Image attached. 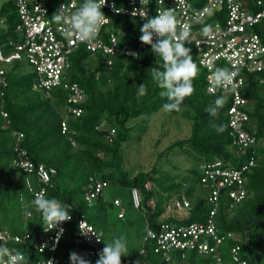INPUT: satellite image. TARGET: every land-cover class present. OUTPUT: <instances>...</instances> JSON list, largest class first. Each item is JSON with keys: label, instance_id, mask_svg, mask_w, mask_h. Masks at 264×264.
Masks as SVG:
<instances>
[{"label": "trees", "instance_id": "obj_1", "mask_svg": "<svg viewBox=\"0 0 264 264\" xmlns=\"http://www.w3.org/2000/svg\"><path fill=\"white\" fill-rule=\"evenodd\" d=\"M56 1L50 0L51 8ZM255 1L252 0L249 4L254 10L259 8L253 4ZM260 1L264 7V0ZM0 20H3V27H0L1 46L8 39L15 37L17 15L14 0L0 3ZM143 23L144 21L138 18L122 19L119 16H111L108 27L118 36L120 45L127 43L135 47L141 44L139 29ZM256 31L264 40V30L256 27ZM103 36L106 38L105 33ZM192 59L197 64L193 55ZM69 60V82H76L86 93V100L80 104L83 109L82 114L69 120L71 128L76 131L73 135L77 142L76 149L72 148L60 128L62 107L66 102L67 91L60 86L49 91V95L41 90H33V72L21 71L25 63L14 62L6 70L7 84L2 88L4 92L2 108L7 112L9 128L2 127L4 118L1 115L0 100V210H2L0 229L6 228L13 233L24 234L33 226L40 214L34 207L28 206L33 214L24 215L23 211L28 209L24 204L30 200V197L23 188L24 174L11 164L16 156L13 147L15 137L10 135L11 130L23 134L19 144L34 162H42L47 167L56 169L53 186L47 190L46 198H55L60 203L75 207L97 230L104 231V220L113 204L104 196L91 204L85 199L88 178L94 173L99 178L109 181L110 185L127 189L130 201H132L131 188H137L142 195V204L137 209L142 210L144 216H147L146 224L150 227L157 226L158 217L165 210L164 203L172 197V194L178 195L175 197H187L192 207L187 216L169 217L166 221L182 224L202 221L207 215L209 206L203 194L198 196L195 194L193 186L186 187L182 194L179 193V185L175 182L166 184L169 180L167 177L154 176L156 169L152 172L140 171L134 176H129L120 164L122 143L130 137L129 121L141 115H152L168 102L166 97L160 95L162 89L151 77V68L159 67L163 61L153 55L148 45L136 57H126L123 53L117 55L111 68H107L102 63L101 53L92 55L83 46L77 48L70 55ZM247 79L249 86L246 95L253 99L250 116L253 119L256 136L260 140L255 150L258 164L246 175L248 196L235 205L230 213L227 211V204L222 203L217 215V225L225 231L240 234L242 255L249 259L247 252L249 249L253 264H264V145L261 144V140L264 139V96L263 88L257 85L254 76L249 74ZM141 83L146 85L147 93L137 98L138 85ZM192 83L194 91L185 98L180 107L182 115L192 121L191 134L186 139L171 143L170 147L184 148L198 165L216 158L230 159L235 165H239L243 159L233 157L229 148L231 137L225 112L230 105V98L219 109L217 116H210L205 109L221 95L206 91L204 73L199 66L198 74ZM111 128L114 129V133L109 141L107 135ZM190 172L196 174V168L190 169ZM16 173L20 177V186L15 183ZM197 180L200 183V173L196 180L193 175L190 181ZM146 183L150 184V188H146ZM120 196L118 194L115 197ZM20 197L27 202L21 201ZM151 198H155L154 207L148 202ZM38 218L39 237L44 221L40 215ZM256 220L259 221L255 222ZM246 226H249L248 243H246ZM66 237L67 232L64 240ZM143 246L145 251L138 255L139 261L149 260L153 264L167 263L159 253L154 252L153 241H145ZM224 250L223 256L228 257V249L224 247ZM44 255L35 249L34 263L37 258ZM179 255L175 253V258ZM197 256L195 252L188 253L189 264H197L195 261ZM202 261V264L209 262L207 259ZM66 263L67 254H64L61 264Z\"/></svg>", "mask_w": 264, "mask_h": 264}, {"label": "built area", "instance_id": "obj_2", "mask_svg": "<svg viewBox=\"0 0 264 264\" xmlns=\"http://www.w3.org/2000/svg\"><path fill=\"white\" fill-rule=\"evenodd\" d=\"M3 1L7 0H1ZM83 3L84 0H57L51 8L50 0H14L17 15L15 37L0 46V100L1 115L4 118L3 128H9L7 112L2 108L4 95L2 88L7 84L6 70L14 62L25 63L34 74L33 90H41L48 94L49 91L60 86L67 91L66 102L62 107L60 128L72 148L77 147L73 137L76 131L71 128L69 120L82 114L83 109L80 104L86 100V93L76 82H69L70 55L83 46L92 55L101 53L102 63L107 68H111L117 55L123 53L126 57H136L146 48L147 45L142 43L135 47L127 43L120 45L118 36L108 27L111 16L142 20L139 15L132 14L134 9L141 8L140 0H107L101 11L108 20L100 28L98 36L91 41H80L66 23H57L52 17L62 4H65L66 9L74 11ZM250 3L252 0H163V3H160V0H146L149 16H154L158 8H173L181 26L185 23L191 25V35L186 47L191 49L190 54L195 57L204 73L206 91L230 98V105L225 112L231 137L229 148L233 157L243 159L239 165H235L230 159L222 158L202 162L199 165L200 184L205 190L203 197L209 206L207 215L202 221L185 224L166 221L169 217L182 218L189 214L191 201L181 196L170 200L165 209H170L173 213L166 217L161 214L157 226L150 227L146 224L143 243L153 241L154 252L159 253L166 264H189L187 255L190 252L203 256L210 264H223L224 247L228 249V260L231 264H251L250 260L242 255L240 234L225 231L217 225V215L222 203L227 204V211L230 213L235 205L248 196L246 175L258 164L255 150L260 140L256 136L253 119L250 116L253 99L246 94L249 86L247 78L251 74L257 85L262 86L264 96V40L256 31V27L264 30V7L260 0L253 2L259 7L255 10L250 7ZM113 5L120 10L119 13L114 10ZM207 25H210L211 29L210 33L205 35L202 29ZM0 27H3V20H0ZM103 33L106 34V38ZM215 68L235 71L237 73L235 87L230 91L212 88L210 77ZM113 133L114 129L111 128L107 135L109 141ZM10 135L15 137L13 147L16 152L11 164L24 174L23 188L30 197L28 202L23 197H20V200L27 202L24 204L27 208L28 206L32 208L31 201L35 198V194L42 189H46L47 192L53 186L56 169L47 167L42 162L36 163L27 155L19 144L23 136L20 131L11 130ZM109 186L110 182L99 178L97 174L90 175L85 187V199L89 204L94 203L105 195V190ZM145 186L150 188L149 183ZM131 200L135 208H139L142 204V195L137 188H131ZM148 202L152 207L155 206L154 198ZM111 203L118 209L117 217L123 219L125 209L122 206V199L114 197ZM23 212L26 216L33 214L29 208ZM70 213L72 219L59 226L64 229V233L54 251L53 240L58 229L48 230V226L44 223L38 237L37 219L41 214H38L36 222L24 234L13 233L6 228L0 229V237H3L0 243L23 252L26 257H30L31 264H45V260L49 258H53L56 264H61L64 254H67L66 264H70V252H76L95 264L98 259L97 254L103 248L102 233L80 213L67 249L62 253L75 221V215L72 211ZM66 232L67 237L64 240ZM43 245L46 247L42 251ZM35 249L45 255L37 258L34 263ZM144 251L145 247L142 244L139 252L133 257H122V264L142 263L145 260L139 261L138 255ZM175 253H179V257L175 258Z\"/></svg>", "mask_w": 264, "mask_h": 264}, {"label": "clouds", "instance_id": "obj_3", "mask_svg": "<svg viewBox=\"0 0 264 264\" xmlns=\"http://www.w3.org/2000/svg\"><path fill=\"white\" fill-rule=\"evenodd\" d=\"M106 3L107 0H84V3L74 11L66 9L65 4H62L52 17L57 23H66L80 41H91L98 36L100 28L108 20L101 11ZM160 3H163V0H160ZM140 4L141 8L134 9L132 13L139 15L144 21L139 29L141 33L139 41L150 46L153 55L163 61L159 67L151 68L153 82L162 89L160 95L166 97L168 101L162 105V108L166 112L179 111L185 98L192 95L194 91L192 81L198 74V66L190 54L191 49L186 47L191 35V25L185 23L181 26L173 8H158L154 16H149L146 0H140ZM113 8L117 13L120 12L114 5ZM210 29V25L203 27V34L208 35ZM236 76L237 73L228 68H215L210 77L212 88L230 91L235 87ZM146 93V85L139 84L137 98ZM227 100L226 95L219 96L205 111L215 117ZM31 206L41 214L48 230L58 229L53 240L54 251L64 233V229L59 226L72 219L71 206L60 203L55 198H46V189L35 194ZM104 244L105 246L97 254L98 259L95 264H122L121 258L129 254L127 242L123 237H114L110 243L104 242ZM44 247L46 245L41 246L42 251ZM69 261L70 264H92L90 260L76 252L69 253ZM0 264H29V257L17 249L0 243ZM45 264H56V262L53 258H49L45 260Z\"/></svg>", "mask_w": 264, "mask_h": 264}, {"label": "rangeland", "instance_id": "obj_4", "mask_svg": "<svg viewBox=\"0 0 264 264\" xmlns=\"http://www.w3.org/2000/svg\"><path fill=\"white\" fill-rule=\"evenodd\" d=\"M1 3V0H0ZM31 68L24 64L21 71L25 72ZM47 96V95H46ZM192 121L182 115L181 110L178 112H166L163 108L152 115H141L129 121L130 137L122 143L121 149V167L129 174L134 176L140 171L152 172L154 176L167 177L166 184L175 182L178 184L179 193L184 194V189L188 186H193L195 194H205L204 188L199 181L196 180L200 173V168L192 156L187 154L184 148L179 146L170 147V144L186 139L191 134ZM264 145V139L261 140ZM76 149V147H73ZM196 168V174H192L190 169ZM15 183L20 186V177L15 174ZM177 190V189H176ZM176 193V192H175ZM120 194L122 206L125 209V217L119 219L117 217V208L110 207L107 212L106 220H104V231L102 232L103 247L104 242L110 243L114 237H123L128 246V255L133 257L139 252L143 244V235L146 228L147 216H144L142 210L133 206L128 194V190L115 185H110L105 190L104 198L112 200L113 197ZM164 206L166 207L170 200L177 194H172ZM155 199V198H154ZM87 212H89L87 210ZM173 213L170 209H165L164 216H169ZM177 215L176 213H174ZM2 210H0V217ZM203 256H197L195 261L197 264L203 263Z\"/></svg>", "mask_w": 264, "mask_h": 264}, {"label": "water", "instance_id": "obj_5", "mask_svg": "<svg viewBox=\"0 0 264 264\" xmlns=\"http://www.w3.org/2000/svg\"><path fill=\"white\" fill-rule=\"evenodd\" d=\"M70 211L74 212V214H75V221H74V223H73V225L71 227V230H70L69 235L67 237V241H66V244H65V246L63 248L62 253H64V251L67 249L68 242H69V240H70V238L72 236V233H73L74 228L76 226L77 220H78V218L80 216L78 210L75 207L71 206ZM258 221L259 220H256L255 222H258ZM248 230H249V226H246V243H248V239H249V236H250ZM247 252H248V255H249L250 263L253 264V258H252V255H251L249 249H247ZM142 263H144V264H152L150 261H146V260L143 261ZM142 263H140V264H142ZM29 264H31L30 257H29Z\"/></svg>", "mask_w": 264, "mask_h": 264}, {"label": "crops", "instance_id": "obj_6", "mask_svg": "<svg viewBox=\"0 0 264 264\" xmlns=\"http://www.w3.org/2000/svg\"><path fill=\"white\" fill-rule=\"evenodd\" d=\"M224 259L225 260H224L223 264H231L230 261L228 260L227 255H225ZM207 264H210V263L208 262Z\"/></svg>", "mask_w": 264, "mask_h": 264}]
</instances>
